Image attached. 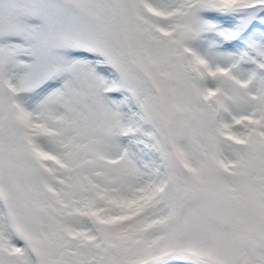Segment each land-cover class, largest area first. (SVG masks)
Returning a JSON list of instances; mask_svg holds the SVG:
<instances>
[{
	"label": "snow or ice",
	"instance_id": "6c2138e0",
	"mask_svg": "<svg viewBox=\"0 0 264 264\" xmlns=\"http://www.w3.org/2000/svg\"><path fill=\"white\" fill-rule=\"evenodd\" d=\"M0 264H264V0H0Z\"/></svg>",
	"mask_w": 264,
	"mask_h": 264
}]
</instances>
